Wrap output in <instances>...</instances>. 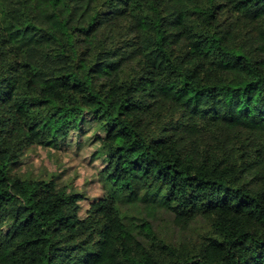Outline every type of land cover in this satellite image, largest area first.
<instances>
[{
    "label": "trees",
    "instance_id": "16d2710c",
    "mask_svg": "<svg viewBox=\"0 0 264 264\" xmlns=\"http://www.w3.org/2000/svg\"><path fill=\"white\" fill-rule=\"evenodd\" d=\"M89 133L126 261L264 264V0H0V264L55 263L85 196L21 167Z\"/></svg>",
    "mask_w": 264,
    "mask_h": 264
},
{
    "label": "rangeland",
    "instance_id": "374dc122",
    "mask_svg": "<svg viewBox=\"0 0 264 264\" xmlns=\"http://www.w3.org/2000/svg\"><path fill=\"white\" fill-rule=\"evenodd\" d=\"M83 137L78 147L76 139L71 147L50 151L43 147L34 146L25 156V164L21 167L25 175L37 176L45 170L65 174V179L73 180L76 189L84 194L82 201V222L73 226L71 232L62 235L59 250L56 252L54 264H131L126 261L118 247L109 245L105 239V221L97 214L98 202L101 197L100 186L94 177L101 168V162H93L92 153L95 146H88ZM94 208L92 213L87 211Z\"/></svg>",
    "mask_w": 264,
    "mask_h": 264
}]
</instances>
